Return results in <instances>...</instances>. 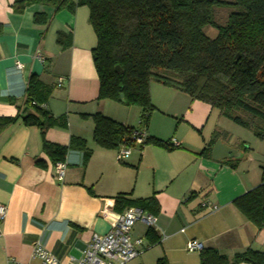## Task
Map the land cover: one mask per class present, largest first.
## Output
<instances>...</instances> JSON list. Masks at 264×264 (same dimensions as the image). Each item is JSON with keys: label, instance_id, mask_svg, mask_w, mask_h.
I'll return each instance as SVG.
<instances>
[{"label": "crops", "instance_id": "obj_1", "mask_svg": "<svg viewBox=\"0 0 264 264\" xmlns=\"http://www.w3.org/2000/svg\"><path fill=\"white\" fill-rule=\"evenodd\" d=\"M17 1L0 0V118H17L0 133V203L7 208L0 224V264L11 260L39 264L31 259L37 243L62 264H71L70 257L80 259L93 235L110 229L102 213H121L115 204L118 197H154L159 208L153 227L137 223L132 229L131 238L142 241L137 248L141 253L126 264H156L160 259L167 264H200V252L185 248L193 240L203 250L213 249L227 258L246 250L264 252V228L248 222L232 204L261 183L260 171L251 162L254 158L240 149V140L220 136L229 131L220 126L219 111L152 82L149 96L154 111L145 128L147 137L163 142L173 139L176 146L170 150L151 144L133 146L128 158L117 162V149L95 144L90 116L100 113L137 129L141 110L124 113L120 104L97 100L98 80L91 58L96 37L87 8L70 13L31 5L18 13L12 7ZM36 13L45 14L48 22L34 24ZM59 33L70 35L69 48L57 44ZM31 75L50 90L42 107L58 120L43 135L22 122L33 113L24 107ZM58 78H63L59 86ZM170 119L177 122L168 138L162 127L173 122ZM216 134L215 142L234 150L237 157L212 160ZM71 138L83 140L91 154L84 162L83 152L69 150L64 179L57 183L43 141L68 146ZM202 203L208 205L202 207Z\"/></svg>", "mask_w": 264, "mask_h": 264}, {"label": "trees", "instance_id": "obj_2", "mask_svg": "<svg viewBox=\"0 0 264 264\" xmlns=\"http://www.w3.org/2000/svg\"><path fill=\"white\" fill-rule=\"evenodd\" d=\"M31 5L70 13L79 7L87 8L88 23L96 37L91 58L98 80L97 100L140 109L139 123L145 128L154 111L149 96L153 82L209 105L224 119L264 138V0H19L12 7L19 13ZM220 7L234 9L224 26L212 20L213 10ZM33 22L45 25L48 18L36 13ZM207 26L217 30L214 39L205 36L203 30ZM1 30L0 26V33ZM57 44L62 49L69 48L70 35L59 33ZM49 95L50 90L36 75H31L24 107L33 113L24 116L22 122L38 128L42 135L58 123L42 107ZM90 118L92 137L98 147L133 148L131 134L136 128L100 113ZM16 120L0 118V133ZM217 137L218 134L211 145ZM149 144L173 149L169 141L149 137L139 147ZM43 148L53 165L64 162L69 150L83 152L84 162L91 154L78 138H71L68 146L43 141ZM115 204L120 212L137 207L154 216L159 210L154 197H118ZM232 204L248 222L264 228V173L257 187ZM148 236L152 237L151 243L156 241L151 230ZM156 264L167 262L160 259ZM200 264H264V252L246 250L227 258L206 249L200 252Z\"/></svg>", "mask_w": 264, "mask_h": 264}, {"label": "built area", "instance_id": "obj_3", "mask_svg": "<svg viewBox=\"0 0 264 264\" xmlns=\"http://www.w3.org/2000/svg\"><path fill=\"white\" fill-rule=\"evenodd\" d=\"M37 59L42 61L39 54ZM21 65L16 64V69H20ZM63 78L57 79V85H61ZM134 146H141L145 143L147 134L146 129L141 123L139 128L135 129L131 134ZM169 144L176 146L175 140H171ZM131 147L120 146L116 152V161L123 162L130 155ZM65 175V163L57 162L54 164V177L57 183H61ZM208 203H202V207ZM211 210H218L217 206H211ZM7 208L0 203V224L4 221ZM102 216L109 220L110 229L103 235H93L91 242L83 250L80 259L69 258L71 264H126L134 260L141 253L137 248L142 245L140 239L133 240L130 236L132 229L137 223L151 228L154 226V217L137 207L126 208L119 214H109L103 212ZM188 252H201L202 244L197 241H188L185 246ZM31 259L36 260L39 264H62L58 259L46 250L41 244L37 243L33 246ZM8 264H22L15 260H11Z\"/></svg>", "mask_w": 264, "mask_h": 264}, {"label": "rangeland", "instance_id": "obj_4", "mask_svg": "<svg viewBox=\"0 0 264 264\" xmlns=\"http://www.w3.org/2000/svg\"><path fill=\"white\" fill-rule=\"evenodd\" d=\"M233 10H234L233 8H223V7L215 8L212 14L213 22L218 26H224L225 23L227 22V18L229 14L233 12ZM203 31H204L205 36L209 39H214L217 36V30L214 29L213 27L207 26L204 28ZM119 107H121L119 109H123L124 113H126L128 109H130L131 111H135V109H137L136 107H126V106H119ZM170 121H173V122H168L169 125L162 127L163 128L162 133L164 137L170 134L168 138H171L172 136L171 133L175 130L174 128L177 122L176 120H173V119H170ZM221 121L222 122L220 123V126L223 127L224 129H227L229 131V134L221 133L220 136H222L226 140H231L230 138H236L240 140L238 143V145H240V149H242L244 154L249 155L252 158H254L251 160V162L253 166L257 168V171H260V175L262 176V173H264V170H263L264 168V156H263L264 155V138L259 139L255 137L250 130L236 126L235 124H233L231 121L227 119L221 118ZM135 124L137 125V121L136 123H134V125ZM182 129H185V128L181 127L178 131L182 132ZM166 141L167 140H165L164 142ZM245 146H247L246 147L247 149H244Z\"/></svg>", "mask_w": 264, "mask_h": 264}, {"label": "water", "instance_id": "obj_5", "mask_svg": "<svg viewBox=\"0 0 264 264\" xmlns=\"http://www.w3.org/2000/svg\"><path fill=\"white\" fill-rule=\"evenodd\" d=\"M115 70L119 73L121 72L119 67H116ZM237 156H238V153H236L234 150L222 144L219 140L214 143L211 149V158L213 161H216V162L228 160L231 158H235Z\"/></svg>", "mask_w": 264, "mask_h": 264}]
</instances>
